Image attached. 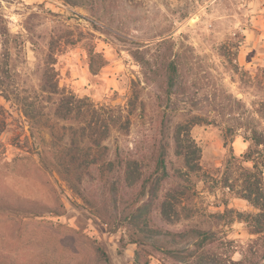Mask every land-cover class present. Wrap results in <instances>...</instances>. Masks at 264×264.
Returning a JSON list of instances; mask_svg holds the SVG:
<instances>
[{
  "label": "rangeland",
  "instance_id": "rangeland-1",
  "mask_svg": "<svg viewBox=\"0 0 264 264\" xmlns=\"http://www.w3.org/2000/svg\"><path fill=\"white\" fill-rule=\"evenodd\" d=\"M52 46L62 87L130 120L113 126L110 159L139 160L148 178L166 147L161 196L179 190L182 203L175 222L154 209L151 229L207 231L219 260L264 264V199L243 198L255 166L246 155L264 149L245 139L264 133V0H0L6 85L40 99ZM0 101L12 115L0 132V264H192L169 251L196 235L182 242L131 224L141 185L127 186L118 167L70 186L45 159L47 141L27 140L28 120ZM194 116L203 170L189 175L174 133Z\"/></svg>",
  "mask_w": 264,
  "mask_h": 264
},
{
  "label": "trees",
  "instance_id": "trees-1",
  "mask_svg": "<svg viewBox=\"0 0 264 264\" xmlns=\"http://www.w3.org/2000/svg\"><path fill=\"white\" fill-rule=\"evenodd\" d=\"M59 55L60 53L52 46L44 72V82L40 89L43 96L40 99L23 95L10 85H6L4 80L10 77V71L8 68L3 67L2 70L0 68V100L3 99L18 106L21 114L28 120L30 135L25 138L29 141L33 139L37 141L40 137L44 142L47 141L43 153L45 159L52 165V170L75 188L82 185L86 179H95V170L100 172V177L103 179L106 174L115 173L119 167L123 171V180L127 186L141 185L140 193L133 204L131 224L142 231L148 230L158 235L167 234L179 238L177 241L182 242L192 234L196 235L198 241L193 244L192 248L169 251L179 261H191L192 264H226L211 252L209 246L214 243L215 239L210 232L193 230L182 233H164L162 230L151 229L154 209L159 208L166 221L175 222L179 218V205L182 203L183 193L179 190H171L161 196L163 183L169 177L166 147H163L158 157L156 173L148 178H145L143 165L139 160H125L120 157L115 160L110 159V148L106 142L111 136L113 126L121 123L123 129L129 130L130 120L119 113L121 108L98 106L89 97L80 98L67 87H62L60 71L57 69ZM92 69L96 73L93 65ZM170 69L171 78L174 81L177 79L178 70L175 64H172ZM0 112L3 115L0 130L2 133L8 128L7 121L12 115L1 104V101ZM203 123V118L194 116L178 124L174 133L176 155L183 160L186 173L189 175L203 170L201 164L203 151L192 136L193 128ZM245 139L252 141L257 147L264 148L263 132H254L251 136L246 135ZM254 155L255 150L253 149L246 155V158L254 162L255 166L254 171L248 172L250 182L243 198L259 205L264 199L262 188L264 149L259 152L260 158ZM178 173L181 176L186 175L181 170ZM114 190L116 192L118 190L116 185H114ZM182 254L185 255L182 256ZM104 255L106 256L105 253ZM139 255L140 252H137V260ZM233 264H240V262H233Z\"/></svg>",
  "mask_w": 264,
  "mask_h": 264
}]
</instances>
